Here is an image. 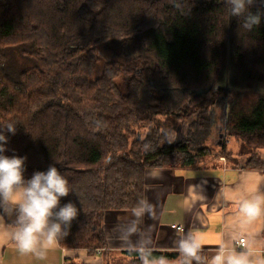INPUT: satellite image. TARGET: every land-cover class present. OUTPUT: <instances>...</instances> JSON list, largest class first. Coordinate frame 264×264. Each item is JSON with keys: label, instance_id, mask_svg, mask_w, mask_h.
I'll return each instance as SVG.
<instances>
[{"label": "trees", "instance_id": "obj_1", "mask_svg": "<svg viewBox=\"0 0 264 264\" xmlns=\"http://www.w3.org/2000/svg\"><path fill=\"white\" fill-rule=\"evenodd\" d=\"M241 24L224 0H0V123L17 129L5 155L27 157L26 178L54 165L69 180L61 206L71 201L79 214L62 248L112 264L108 215L145 199L148 170L207 167L212 151L197 147L206 121L251 146L245 167L264 171V22L252 31ZM222 82L247 91L221 96ZM159 84L181 90V101L172 104ZM226 104L217 118L213 108ZM176 121L185 135L170 143L164 126Z\"/></svg>", "mask_w": 264, "mask_h": 264}, {"label": "crops", "instance_id": "obj_2", "mask_svg": "<svg viewBox=\"0 0 264 264\" xmlns=\"http://www.w3.org/2000/svg\"><path fill=\"white\" fill-rule=\"evenodd\" d=\"M256 196H264L263 170L223 165L148 170L145 199L152 205L151 213L142 218L132 212L108 215L109 250L111 255L135 263L123 252H179L181 240L198 235L202 237L198 256L205 264H211L221 249L225 256L245 255L249 264H264V212L249 220L239 211L243 201ZM0 215V264H66L68 259L77 264H105L100 252L90 259L85 250L66 251L60 244L44 260L22 255L8 234L14 225ZM173 226L183 229L176 231ZM242 237L246 238L245 249L236 245ZM149 264H159V260Z\"/></svg>", "mask_w": 264, "mask_h": 264}, {"label": "clouds", "instance_id": "obj_3", "mask_svg": "<svg viewBox=\"0 0 264 264\" xmlns=\"http://www.w3.org/2000/svg\"><path fill=\"white\" fill-rule=\"evenodd\" d=\"M229 15L242 18L241 27L247 31L264 22V0H224ZM257 4L260 6L257 7ZM256 8L253 11V8ZM16 123H0V213L14 214L15 224L9 231L17 251L22 255H32L44 260L50 249L59 245L69 234L73 221L78 217L77 206L69 201L61 206V199L73 192L69 180L57 167L50 165L46 171H35L30 178L25 177L27 157L8 156L9 136L16 134ZM152 205L141 199L132 210L133 216L142 218L150 214ZM239 211L249 220L264 212V196L245 200ZM3 216L0 215V222ZM202 237L190 235L181 240L179 252L191 259L199 260ZM144 264H149L143 258ZM159 264H167L161 257ZM182 264H190V260ZM211 264H249L245 255L225 256L223 249L213 257Z\"/></svg>", "mask_w": 264, "mask_h": 264}, {"label": "rangeland", "instance_id": "obj_4", "mask_svg": "<svg viewBox=\"0 0 264 264\" xmlns=\"http://www.w3.org/2000/svg\"><path fill=\"white\" fill-rule=\"evenodd\" d=\"M106 55L110 56L106 51H104ZM105 64V60L101 61L98 67V75H101L103 66ZM229 73H232V70H228ZM220 87L222 88V92L220 93L221 96L228 95L230 99L236 98V95L240 92H246L247 89L242 87L240 89L232 88L231 86L226 85V83L222 82L220 84ZM158 89L162 90L164 94H166L168 97L172 99V104L179 103L181 101L182 97V91L181 90H169L167 87L159 84ZM196 94H199V92H192L190 94V98H194ZM253 93H248V98H253ZM212 95L208 97V101L210 102V98ZM226 107V109H225ZM228 105H221V106H215L214 113L217 118H221L223 113L227 115L228 112ZM212 109V110H213ZM214 122H207L206 125L201 129L200 133V140L199 144H197V147L199 146H208L210 150L212 151V156L206 159V164L210 166H228V167H245L247 164V160L249 159L250 155L246 153L248 149H251L252 147L249 145L242 144L240 141H237L231 136H228L225 134L224 130L220 131V129L213 127ZM180 121H176L174 124L168 123L164 126L166 129L165 132L168 134V141L170 143L175 142L178 137L184 136L185 134L181 133L180 136L177 134L178 127L181 125ZM211 126V127H210ZM210 127V128H209ZM215 128V129H214ZM191 133V132H189ZM145 132H142V137L144 138ZM188 133H186L187 135ZM178 135V136H177ZM220 141L222 142L221 144ZM226 143V151L228 152V156H224V151L222 148L224 147L223 144ZM259 156L261 157V160H264V150L257 152ZM90 259L98 257L97 255L89 256ZM113 257L112 264H138V263H130L128 260L123 259L122 257L118 255H111L110 259ZM103 259V262H105V257L101 256ZM80 264V263H79ZM140 264V263H139ZM143 264V263H141ZM172 264H178V263H172Z\"/></svg>", "mask_w": 264, "mask_h": 264}, {"label": "built area", "instance_id": "obj_5", "mask_svg": "<svg viewBox=\"0 0 264 264\" xmlns=\"http://www.w3.org/2000/svg\"><path fill=\"white\" fill-rule=\"evenodd\" d=\"M173 229H175L176 231H181L183 229L182 226H173ZM238 248L241 249H245L246 248V238L242 237L238 240V242L236 243Z\"/></svg>", "mask_w": 264, "mask_h": 264}, {"label": "water", "instance_id": "obj_6", "mask_svg": "<svg viewBox=\"0 0 264 264\" xmlns=\"http://www.w3.org/2000/svg\"><path fill=\"white\" fill-rule=\"evenodd\" d=\"M225 109H226V107H225ZM222 142L220 141V143L219 144H221Z\"/></svg>", "mask_w": 264, "mask_h": 264}]
</instances>
